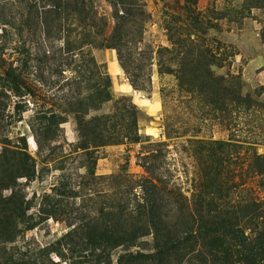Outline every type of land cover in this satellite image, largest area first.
<instances>
[{
	"label": "rangeland",
	"instance_id": "1",
	"mask_svg": "<svg viewBox=\"0 0 264 264\" xmlns=\"http://www.w3.org/2000/svg\"><path fill=\"white\" fill-rule=\"evenodd\" d=\"M209 193L264 201V0H0V264H202Z\"/></svg>",
	"mask_w": 264,
	"mask_h": 264
},
{
	"label": "trees",
	"instance_id": "2",
	"mask_svg": "<svg viewBox=\"0 0 264 264\" xmlns=\"http://www.w3.org/2000/svg\"><path fill=\"white\" fill-rule=\"evenodd\" d=\"M206 205L208 210L185 238L191 254L202 264H264V201L255 199L240 209L229 202L219 205L209 193Z\"/></svg>",
	"mask_w": 264,
	"mask_h": 264
},
{
	"label": "crops",
	"instance_id": "3",
	"mask_svg": "<svg viewBox=\"0 0 264 264\" xmlns=\"http://www.w3.org/2000/svg\"><path fill=\"white\" fill-rule=\"evenodd\" d=\"M115 64V62H113V65Z\"/></svg>",
	"mask_w": 264,
	"mask_h": 264
}]
</instances>
